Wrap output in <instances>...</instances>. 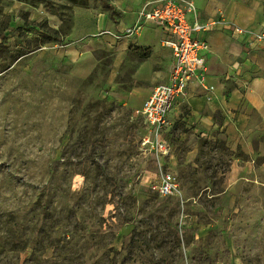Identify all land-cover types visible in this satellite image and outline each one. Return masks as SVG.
<instances>
[{"label": "rangeland", "instance_id": "obj_1", "mask_svg": "<svg viewBox=\"0 0 264 264\" xmlns=\"http://www.w3.org/2000/svg\"><path fill=\"white\" fill-rule=\"evenodd\" d=\"M69 4L0 0V264H264L262 160L233 173L223 135L200 138L178 120L165 171L181 195H160L144 117L110 94L112 57L80 78L36 53L71 30ZM30 5L63 24L33 22ZM126 75L119 91L141 86Z\"/></svg>", "mask_w": 264, "mask_h": 264}, {"label": "crops", "instance_id": "obj_2", "mask_svg": "<svg viewBox=\"0 0 264 264\" xmlns=\"http://www.w3.org/2000/svg\"><path fill=\"white\" fill-rule=\"evenodd\" d=\"M148 1L155 0H69L71 30L63 41L48 40L36 53L46 68L66 64L80 78L89 77L99 65L100 54L108 53L112 57L107 75L110 94L140 113L154 88L168 81L173 63L172 49L163 44L162 30L154 23L124 36ZM193 1L201 22L224 20L264 33V0ZM28 10L35 23L44 20L53 29L63 24L48 8L30 5ZM30 31L44 33L38 25ZM204 38L211 47L205 82L191 79L186 95L173 105L166 134L180 120L200 138L216 141L223 135L227 148L234 153L232 172L247 173L256 167L258 158L264 165V45L247 53V36L235 35L228 26H218ZM123 71L141 86L119 91L118 79ZM238 151L247 158L236 155ZM195 153L194 146L189 156Z\"/></svg>", "mask_w": 264, "mask_h": 264}, {"label": "built area", "instance_id": "obj_3", "mask_svg": "<svg viewBox=\"0 0 264 264\" xmlns=\"http://www.w3.org/2000/svg\"><path fill=\"white\" fill-rule=\"evenodd\" d=\"M147 23H154L162 30V42L172 49L173 63L168 81L154 88L140 111L146 123L142 149L151 156L157 167L153 189L162 196L179 197L180 181L177 176L165 171V159L172 151V143L166 133L173 105L178 98L186 95L191 79L197 77L205 82L211 47L204 34L218 26H228L235 35L247 36L245 51L250 53L263 47L264 33L224 20L201 22L193 0L146 2L139 11L136 24L126 29L124 36L134 35Z\"/></svg>", "mask_w": 264, "mask_h": 264}, {"label": "trees", "instance_id": "obj_4", "mask_svg": "<svg viewBox=\"0 0 264 264\" xmlns=\"http://www.w3.org/2000/svg\"><path fill=\"white\" fill-rule=\"evenodd\" d=\"M50 40H51V39H50ZM45 43H46V41H43V44H45ZM224 145H225V147L227 148L225 142H224ZM56 241H60V242H61V241H63V239H62V238H60V239H56ZM50 244L53 246V245H56V242L54 241V242H51ZM36 251H38L37 247L35 248V252H36ZM35 255H36V254H35ZM35 259H36V258H35Z\"/></svg>", "mask_w": 264, "mask_h": 264}]
</instances>
